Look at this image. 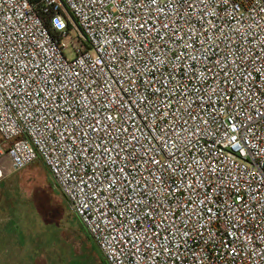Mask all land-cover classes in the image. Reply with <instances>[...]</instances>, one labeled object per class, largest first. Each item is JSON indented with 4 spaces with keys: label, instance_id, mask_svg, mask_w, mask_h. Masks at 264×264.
<instances>
[{
    "label": "built area",
    "instance_id": "built-area-1",
    "mask_svg": "<svg viewBox=\"0 0 264 264\" xmlns=\"http://www.w3.org/2000/svg\"><path fill=\"white\" fill-rule=\"evenodd\" d=\"M38 161L106 264H264V0H0V183Z\"/></svg>",
    "mask_w": 264,
    "mask_h": 264
},
{
    "label": "rangeland",
    "instance_id": "rangeland-1",
    "mask_svg": "<svg viewBox=\"0 0 264 264\" xmlns=\"http://www.w3.org/2000/svg\"><path fill=\"white\" fill-rule=\"evenodd\" d=\"M0 222V264H106L42 162L0 183Z\"/></svg>",
    "mask_w": 264,
    "mask_h": 264
},
{
    "label": "crops",
    "instance_id": "crops-1",
    "mask_svg": "<svg viewBox=\"0 0 264 264\" xmlns=\"http://www.w3.org/2000/svg\"><path fill=\"white\" fill-rule=\"evenodd\" d=\"M0 235H1V222H0ZM11 250V254L10 255H13V256H16V255H19L18 254V251L15 249H10ZM5 254V251H1V246H0V256L4 255Z\"/></svg>",
    "mask_w": 264,
    "mask_h": 264
},
{
    "label": "trees",
    "instance_id": "trees-1",
    "mask_svg": "<svg viewBox=\"0 0 264 264\" xmlns=\"http://www.w3.org/2000/svg\"><path fill=\"white\" fill-rule=\"evenodd\" d=\"M44 167H45V166H44ZM45 168H46V167H45ZM26 169H27V168H26ZM46 170H47L48 174H50L47 168H46Z\"/></svg>",
    "mask_w": 264,
    "mask_h": 264
}]
</instances>
